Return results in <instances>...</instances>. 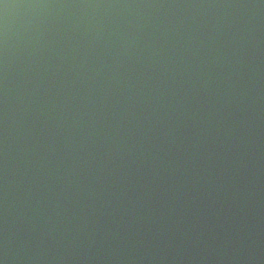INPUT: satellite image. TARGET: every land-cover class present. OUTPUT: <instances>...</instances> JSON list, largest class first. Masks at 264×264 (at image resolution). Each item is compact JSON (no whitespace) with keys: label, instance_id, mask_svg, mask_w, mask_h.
I'll use <instances>...</instances> for the list:
<instances>
[{"label":"water","instance_id":"obj_1","mask_svg":"<svg viewBox=\"0 0 264 264\" xmlns=\"http://www.w3.org/2000/svg\"><path fill=\"white\" fill-rule=\"evenodd\" d=\"M0 264H264V0H0Z\"/></svg>","mask_w":264,"mask_h":264}]
</instances>
